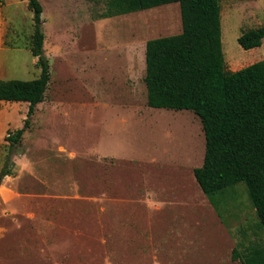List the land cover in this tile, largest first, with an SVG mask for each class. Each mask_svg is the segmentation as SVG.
Here are the masks:
<instances>
[{
	"label": "rangeland",
	"instance_id": "374dc122",
	"mask_svg": "<svg viewBox=\"0 0 264 264\" xmlns=\"http://www.w3.org/2000/svg\"><path fill=\"white\" fill-rule=\"evenodd\" d=\"M50 80L11 152L28 103L0 102V264H239L234 247L264 243L244 183L217 212L193 176L199 119L146 104L145 44L181 32L177 3L103 19L90 0H39ZM225 69L259 60L238 37L264 24V0H222ZM26 0H0V79L38 77ZM244 229L245 236L242 232ZM163 261V260H159Z\"/></svg>",
	"mask_w": 264,
	"mask_h": 264
},
{
	"label": "trees",
	"instance_id": "16d2710c",
	"mask_svg": "<svg viewBox=\"0 0 264 264\" xmlns=\"http://www.w3.org/2000/svg\"><path fill=\"white\" fill-rule=\"evenodd\" d=\"M26 1L33 14L29 50L37 58L40 72L27 81L0 79V102L28 103L22 128L5 137L9 152L29 129L34 107L43 101L50 80L43 51L42 6L39 0ZM90 1L103 4V19L172 3L179 5L181 32L150 39L145 44L146 104L154 109L188 110L199 119L204 157L201 166L193 169L199 188L220 212L227 205V192L244 183L257 227L264 230V61L237 71L225 69L222 0ZM263 39L264 24L243 32L237 43L249 51L260 47ZM9 161L7 156L0 182L11 174ZM241 230L244 238L245 231ZM231 259L241 264H264V243L249 240L242 249L234 247Z\"/></svg>",
	"mask_w": 264,
	"mask_h": 264
},
{
	"label": "crops",
	"instance_id": "0c3cea01",
	"mask_svg": "<svg viewBox=\"0 0 264 264\" xmlns=\"http://www.w3.org/2000/svg\"><path fill=\"white\" fill-rule=\"evenodd\" d=\"M150 256H151L150 260L145 263H123V264H194L191 261H189V259H180L178 262H171L168 259V256L164 254L160 255L159 258H157V255L155 254L149 255V257ZM159 260H163V261H159Z\"/></svg>",
	"mask_w": 264,
	"mask_h": 264
}]
</instances>
